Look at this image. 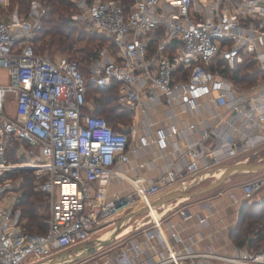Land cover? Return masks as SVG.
Listing matches in <instances>:
<instances>
[{
	"label": "built area",
	"instance_id": "obj_1",
	"mask_svg": "<svg viewBox=\"0 0 264 264\" xmlns=\"http://www.w3.org/2000/svg\"><path fill=\"white\" fill-rule=\"evenodd\" d=\"M74 1L87 28L109 40L91 63L90 79L76 59L52 58L36 48L47 13L39 0L24 18L0 13V264H37L97 241L141 205L149 209L142 215L150 226L142 219L133 227L144 239L122 237L107 264H264V250L224 255L197 251L194 242L174 249L154 206L178 182L228 162L264 159V0H137L128 9L118 0ZM10 3L0 0V9ZM160 27L167 37L152 51L149 37ZM173 40L178 46L171 53ZM253 73V85L241 81ZM89 82L118 84L119 99L134 113L165 104L167 124L141 132L135 124L114 128L104 116L85 111L92 110ZM177 106L209 112L198 138L179 127ZM136 135L139 147L131 144ZM170 146L178 160L173 167L127 195L108 197L109 183L132 151L155 147L165 154ZM25 161L39 167H20ZM27 169L46 193L45 232L28 229L23 188L12 178ZM263 188L264 176L244 183V198L252 200ZM170 233L184 243L179 231ZM154 239L166 249L158 259L146 257L150 249L159 252L148 244Z\"/></svg>",
	"mask_w": 264,
	"mask_h": 264
},
{
	"label": "crops",
	"instance_id": "obj_2",
	"mask_svg": "<svg viewBox=\"0 0 264 264\" xmlns=\"http://www.w3.org/2000/svg\"><path fill=\"white\" fill-rule=\"evenodd\" d=\"M162 30L165 29L163 27L158 28L149 37L150 49L152 51L156 50L158 43L167 37L161 35L160 32ZM177 46L178 42L173 40L170 45V52L174 53ZM174 112L176 113L179 127L187 131L191 137L195 138L200 136L201 131L204 129L205 122L209 118L208 111H202L200 113L190 112L180 106L175 107ZM169 113L170 110L165 104L159 103L146 106L144 110L137 113L138 122L135 125L140 132L143 130L152 131L157 126L167 124V115ZM148 122L154 123V126L149 128L146 125ZM134 138L136 139V145L134 147H139L140 145L137 135L134 136ZM177 139L181 144L185 143L182 138L178 137ZM175 160L178 162L172 146L165 151V154L160 153L155 147L132 151L131 161L128 164L118 166L117 175L109 183L108 197L112 198L115 194L124 196L131 193L134 186L137 184L135 180L141 179L138 183L142 181H152L156 179L161 172L169 167H173ZM34 165H36V163H34ZM227 165H229V162L197 175L196 177L183 183L178 188H174L175 186H172L169 191H187L202 187L207 184V182L204 184L206 180L210 182L213 181V179L217 177L218 174L227 167ZM37 167L38 165H36V168ZM259 173L245 175H257ZM240 176L241 175H236L226 180V185L219 190L217 194L200 198L194 197L199 198L197 200H193L194 198L189 199L180 197L163 205L162 207L159 206L161 209L160 213L163 218V234L174 249H185V247L190 246L192 242H194L193 247L197 251L213 250L224 255H237L247 250L245 247H238L232 236V231L239 223L241 208L246 201L242 189L243 184L237 180L234 181L233 179H237ZM261 176H264V174L258 177ZM118 183H121L122 186L119 189H116L115 187H117ZM249 202L250 204L258 203L260 204V207L264 208V188ZM180 209L189 210L188 213L191 217L183 216ZM154 213L158 216L155 211ZM125 215L120 217V221ZM143 217L145 216L140 215L136 217L135 222L145 219L147 225L150 226L148 218ZM202 217H204V220L200 219ZM124 229H128V231L126 233H124L125 230L124 232H120L115 240L110 243V247H113L112 250L115 249L116 251L110 253L109 257L120 251L119 249L117 250V247H119L118 242L122 237H132L137 240L144 239L143 231L136 230L131 222L128 223ZM171 229L180 232L181 237L184 239L183 244L177 243L170 237ZM148 244L154 248H158L159 252L150 249V251L147 252L146 257L152 256L154 259H158L160 256L166 254V249H164V247L159 244L156 239L150 240ZM93 256L89 258H92ZM87 259L88 258L84 260Z\"/></svg>",
	"mask_w": 264,
	"mask_h": 264
},
{
	"label": "trees",
	"instance_id": "obj_3",
	"mask_svg": "<svg viewBox=\"0 0 264 264\" xmlns=\"http://www.w3.org/2000/svg\"><path fill=\"white\" fill-rule=\"evenodd\" d=\"M30 0H12V4H19L22 9L28 4ZM45 5L49 8L46 17L43 19L44 24L43 30L50 33L52 40L50 41L48 47L45 46L44 49L54 48L56 51H67L73 50L75 39L73 34L76 32V28L71 26L72 18L67 14L73 8H76L74 0H42ZM124 2H129L130 0H122ZM130 5H127L128 9ZM42 30V31H43ZM103 39L109 40L105 34L97 32ZM37 36V35H36ZM98 37L95 40H99V44L102 42V38ZM37 37L34 39V44L36 46ZM106 46V45H105ZM104 47V46H103ZM102 47V48H103ZM37 48V46H36ZM38 49V48H37ZM101 50V49H100ZM99 46L85 47L81 51L84 53V60H86L87 65L82 66L81 61L76 59L79 63L80 68L85 74L84 68L88 69V73L91 76V63L99 55ZM72 57V56H70ZM74 58V57H72ZM75 59V58H74ZM256 74L244 76L243 82H254L256 80ZM86 75V74H85ZM87 77V76H86ZM255 79V80H254ZM253 80V81H252ZM247 84V83H246ZM94 88L99 92H104L106 95L97 98V104L95 110L85 109L86 112H92L97 115H106V119L110 125L116 129H121L119 127V119L126 118L130 116L129 112L134 113L130 109H125L119 103L118 100V84H113L107 87H100L92 82L88 84V93L90 88ZM110 104V109H106V105ZM113 104V105H111ZM98 112V113H96ZM26 162V161H25ZM22 168H36V165L31 163L20 164ZM26 173L22 178V188H23V209L25 217L27 218L28 229L32 232H45L47 230V224L45 222L47 217V199L46 193L38 190L36 188L37 177L36 174L30 170H23ZM43 210V211H42ZM251 210H258L254 212H249ZM258 226V227H257ZM258 230V231H256ZM253 236H251V234ZM232 236L238 247H245L248 251L254 252L251 248L255 246L257 248L260 242L264 241V208L260 207V204L254 203L250 204L248 200L245 201L241 208L239 223L237 227L232 231ZM260 246V245H259ZM200 264V263H198Z\"/></svg>",
	"mask_w": 264,
	"mask_h": 264
},
{
	"label": "rangeland",
	"instance_id": "obj_4",
	"mask_svg": "<svg viewBox=\"0 0 264 264\" xmlns=\"http://www.w3.org/2000/svg\"><path fill=\"white\" fill-rule=\"evenodd\" d=\"M34 1L35 0H30L28 2V4L25 5L21 9L19 4L13 5L12 4V0H11V3H10V5L7 8L0 9V13L4 17H9V16H16L17 17L18 16L19 18H24L25 15H26V13L30 10V8H31V6H32V4H33ZM39 1L44 5V7H46L47 12H48V9L49 8L45 5V3L42 0H39ZM118 1L123 6L126 7L127 5H132L137 0H130L129 2H124L122 0H118ZM67 14H69V16L72 18L71 26H73V27L76 28V32L73 34V37H74L75 42H76L74 44L75 46H74L73 50H70V51L69 50H67V51H56L54 48H51L50 50L48 48L44 49L45 46L48 47L50 41L52 40L50 33L46 32V30H43V28L46 29V27H41V29L39 31H37V33H36V35H37L36 36L37 37L36 46H37V48H38L39 51L48 54L52 58H57L58 56H61V55L72 56L75 59L80 60L81 61V65L84 67V66L87 65V63H86V60H84V53L81 50L84 49L85 47H91V46H95L96 48L99 46V50H100V49H102L103 46H105V45L108 44V41L106 39H103L101 37V35H99L97 33V31H93V30H90V29L87 28V26L85 25V23L83 21H81L82 20V16L80 15V11L78 10L77 6H76V8H73V10H71L70 12H68ZM46 15H47V13L42 17V24H44L43 19L46 17ZM76 15H78L79 18L74 17ZM160 33H161V35L166 36V30H162ZM98 37H101L102 38L101 44H99L100 43L99 40H95V38H98ZM84 71H85V74H86L87 78L90 79V75L88 73V69L87 68H84ZM254 82H251L250 83V82L247 81V82H244V83L245 84L247 83V85L251 86V85L254 84ZM104 95H106L104 92H99L96 89H94L93 87L90 88L89 94H88V105H89V107L91 109H94L95 110V107H96V104H97V101H96L97 98L103 97ZM116 103H119L125 109H128L123 104V102L119 99V97H118V100H117ZM111 105H113V104H111ZM109 107H110V104L109 105H106V109H110ZM96 113H98V112H96ZM129 113H130V116L127 117V119L126 118H120L119 119V127H121V129H124V128H126V127H128L130 125L136 124L138 122V114L137 113H132V112H129ZM102 116H105L106 117L105 114H102ZM131 144H132L133 147L136 145V139L134 137H132V139H131ZM260 155L262 157H264V151H262L260 153ZM257 159H258V156L257 155L251 157V161L257 162ZM19 160L22 161V160H26V159L21 158ZM25 173H26V171H20V172L14 174V176L12 178L15 181H17V182H20L21 185H22V178H23V175ZM263 174H264V171L263 172H260L257 175H245V174H243L240 177H238L237 179L236 178H233V179H234V181L237 180L241 184H244V183H246V182H248L250 180H253V179H255L258 176L263 175ZM36 180H38V179H36ZM186 181H188V180H185V181H182V182H178V183L174 184L173 186H175L174 188H178L179 186H181ZM206 182H207V184H209L210 181L206 180L204 184H206ZM225 183L226 182H224L217 189H215L213 191H210V192H208L206 194L200 195L198 197L199 198L200 197H207V196H210V195L217 194L219 192V190H221L226 185ZM121 186H122L121 183H118L117 187H115V188L116 189L117 188L119 189ZM190 190H193V189H190ZM199 198H194V199L193 198H189V199L197 200ZM254 211H258V210H251L249 212L251 213V212H254ZM131 224H136L135 219H133L131 221ZM256 231H258V230H256ZM253 234L254 233H252L251 236H253ZM95 237H96V234L95 235H92V240ZM119 244L120 243H118V246H119ZM112 248L113 247H110V244H108V245L104 246L103 248H101L97 252V254L95 256H93L92 258H88L87 260H83V261L78 262V263H66V264H107V258L109 257L110 253L116 251L115 249L112 250ZM118 249L120 250V247H117V250ZM251 249L253 251H262V250H264V241L260 242V244H258L257 248H255V246H253Z\"/></svg>",
	"mask_w": 264,
	"mask_h": 264
},
{
	"label": "water",
	"instance_id": "obj_5",
	"mask_svg": "<svg viewBox=\"0 0 264 264\" xmlns=\"http://www.w3.org/2000/svg\"><path fill=\"white\" fill-rule=\"evenodd\" d=\"M264 171V160L262 161H249V162H239V163H231L227 165L224 173L216 179L215 181L210 182L207 185L199 187L193 190L187 191H175L172 193H166L162 197H160L157 201H155L154 206L159 207L158 204L161 200L171 201L177 199L179 197L185 198H194L200 195L206 194L210 191H213L220 187L226 180L236 175L243 174H253ZM148 207L146 205H141L136 209L128 212L124 217H122L118 226L107 235V237L98 239L97 241H88L82 245L54 255L51 258H48L42 262L37 264H54L57 261L65 260L67 263H78L86 258H89L95 255L101 248L110 244L117 235L123 231L128 223H130L137 216L145 214L148 212ZM100 240V241H99Z\"/></svg>",
	"mask_w": 264,
	"mask_h": 264
},
{
	"label": "bare ground",
	"instance_id": "obj_6",
	"mask_svg": "<svg viewBox=\"0 0 264 264\" xmlns=\"http://www.w3.org/2000/svg\"><path fill=\"white\" fill-rule=\"evenodd\" d=\"M26 163H31V164H34V162H30V161H26ZM37 165V164H36ZM224 171H225V168L223 169V171H221L219 174H218V176L217 177H215L214 179H213V181H215L216 179H218L219 177H221V175L224 173ZM136 181V183H138V181H141V179H139V180H135ZM212 182V181H211ZM172 192H175V191H168L167 193H172ZM180 198V197H179ZM178 199V198H177ZM175 200V199H174ZM171 201H173V200H171ZM171 201H166V200H161V202L158 204V206H160V207H162L163 205H165V204H167V203H169V202H171ZM159 207V208H160ZM140 216V215H139ZM138 217V216H137ZM128 231V229H126L125 230V232L124 233H126ZM108 235V234H107ZM107 235H104V236H101V237H99V238H97V239H102V238H105V237H107ZM100 241V240H99ZM67 262L65 261V260H61V261H57V262H55L54 264H66Z\"/></svg>",
	"mask_w": 264,
	"mask_h": 264
}]
</instances>
